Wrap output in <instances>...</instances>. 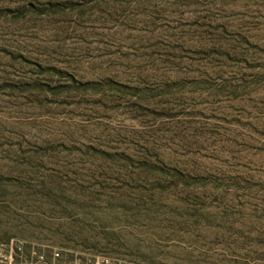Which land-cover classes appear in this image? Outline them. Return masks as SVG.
Returning a JSON list of instances; mask_svg holds the SVG:
<instances>
[{"label":"rangeland","instance_id":"374dc122","mask_svg":"<svg viewBox=\"0 0 264 264\" xmlns=\"http://www.w3.org/2000/svg\"><path fill=\"white\" fill-rule=\"evenodd\" d=\"M264 264V0H0V264Z\"/></svg>","mask_w":264,"mask_h":264},{"label":"built area","instance_id":"2783aa9c","mask_svg":"<svg viewBox=\"0 0 264 264\" xmlns=\"http://www.w3.org/2000/svg\"><path fill=\"white\" fill-rule=\"evenodd\" d=\"M53 257L51 261H46L42 255H37L36 261L32 264H108V261L104 259H96V260H81V259H73V260H61L59 254L57 252L52 254Z\"/></svg>","mask_w":264,"mask_h":264}]
</instances>
